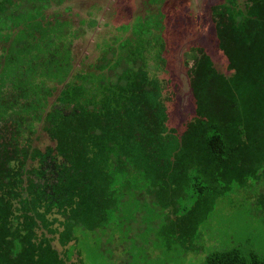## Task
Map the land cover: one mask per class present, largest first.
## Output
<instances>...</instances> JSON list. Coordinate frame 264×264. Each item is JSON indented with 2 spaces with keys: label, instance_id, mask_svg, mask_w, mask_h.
<instances>
[{
  "label": "trees",
  "instance_id": "trees-1",
  "mask_svg": "<svg viewBox=\"0 0 264 264\" xmlns=\"http://www.w3.org/2000/svg\"><path fill=\"white\" fill-rule=\"evenodd\" d=\"M75 1L0 0V122L9 130L0 142V264H95L81 244L90 232L113 233L131 204L159 205L162 231L186 251L235 187L264 220V0L213 5L229 72L192 50L196 115L182 133L169 127L163 82L148 67L150 40L103 47L88 62L75 43L94 21L76 12V22ZM38 123L54 144L34 145ZM201 264L264 257L230 245Z\"/></svg>",
  "mask_w": 264,
  "mask_h": 264
},
{
  "label": "rangeland",
  "instance_id": "rangeland-1",
  "mask_svg": "<svg viewBox=\"0 0 264 264\" xmlns=\"http://www.w3.org/2000/svg\"><path fill=\"white\" fill-rule=\"evenodd\" d=\"M233 1L238 7L244 6V0ZM228 2L76 0L72 9L76 22L80 18L76 12L88 21H94L93 25L86 22L85 34L75 43L76 53L79 57L90 54L87 61L91 63L103 47H135L139 41L149 39L150 54L146 50L148 67L152 75L163 82L168 125L177 133H182L196 115L190 85L192 50L205 49L220 71L229 72L227 56L220 49L216 37L212 11L213 5ZM5 137H9V130L4 129L0 122V142ZM33 143L45 148L55 142L38 123ZM241 190L235 187L233 192L218 200L212 216L201 225L199 236L187 251L183 242L176 240L175 234L167 236L162 231L165 220L159 212L163 209L153 202L140 203L139 208L128 205L115 218L113 233L105 234L100 229L90 232L92 239L83 242L81 247L86 248L90 263L96 261L95 264H201L206 255L215 249L239 244L245 250H254L264 257L263 212L258 210L248 192ZM182 200L183 206L189 205L193 197L187 196ZM54 244L63 250L58 240ZM118 258L128 261L121 263ZM72 259H78L77 251Z\"/></svg>",
  "mask_w": 264,
  "mask_h": 264
}]
</instances>
